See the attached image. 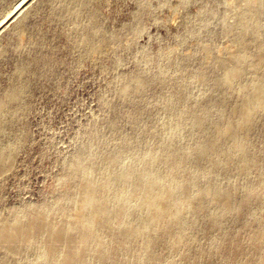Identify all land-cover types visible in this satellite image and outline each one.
<instances>
[{
  "label": "rangeland",
  "instance_id": "374dc122",
  "mask_svg": "<svg viewBox=\"0 0 264 264\" xmlns=\"http://www.w3.org/2000/svg\"><path fill=\"white\" fill-rule=\"evenodd\" d=\"M20 1L0 0V221L45 213L66 236L13 254L0 240V264H52L50 247L77 264H264V0ZM87 179L106 212L75 226ZM145 188L181 205L147 221Z\"/></svg>",
  "mask_w": 264,
  "mask_h": 264
},
{
  "label": "bare ground",
  "instance_id": "6f19581e",
  "mask_svg": "<svg viewBox=\"0 0 264 264\" xmlns=\"http://www.w3.org/2000/svg\"><path fill=\"white\" fill-rule=\"evenodd\" d=\"M72 1L75 4V7L73 8L75 12L78 9V6L80 5V0H72ZM23 2L24 1L22 0L17 3L16 7L14 8L13 13L16 12L22 6ZM67 9L69 10L70 8H67ZM70 12H73V11L71 10ZM228 75L230 77L233 76L231 72ZM263 88H264V85H262L259 88L260 90H257V92H254L250 96V99L253 105L260 106L261 108L264 109ZM249 108L243 107L240 109L239 122H240V125L244 127L248 126L252 120ZM2 130H3V123H2V120L0 119V134ZM223 134L225 136H229L230 132L229 130L223 131ZM196 150L197 152L200 153L203 151V148L197 147ZM112 161H114V158H111V162ZM6 163H7L6 158L0 152V171L3 169ZM82 166L83 164L77 161L72 168V172L76 174L81 173L83 169ZM114 176H115L114 173L107 175L102 185L110 186L112 181L115 179ZM95 186L96 185L94 184V182H92L90 179H87L84 182L83 189L86 193H88V199L86 203L90 205V216L89 218L85 219L81 217L79 214L75 220V226L85 223L86 225L91 227L94 223V219L96 218L98 219L105 214L106 212L105 207L102 206L96 199V187L97 186L96 187ZM147 188H145L146 191L141 197L142 202L145 203L149 207L150 217L149 219H147V221L148 220L150 221V218H152L151 220L153 221H160L167 214L168 206L172 205L173 208H177L178 210L181 203L173 201L172 199L173 190H170L169 188L164 190V188H162L159 191L158 190L155 191V190H150ZM79 211L80 210L78 209L77 213H79ZM34 233H38L41 236L46 235L50 239H57L59 237L66 236V232L63 229L56 228L49 224V222L46 220L45 213H41L35 218L26 219V220H20V219L14 218L11 221L9 220L0 221V240L7 243L6 251L9 254H13L17 250V247H18L17 245L21 242L26 241ZM46 256L50 261L53 262L52 264H77V262L73 258L61 257L60 255H57V251L54 249V247H50L48 249Z\"/></svg>",
  "mask_w": 264,
  "mask_h": 264
}]
</instances>
